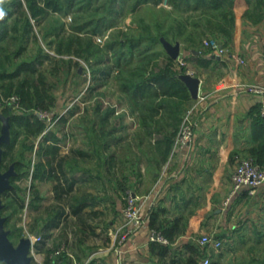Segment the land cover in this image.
<instances>
[{
	"label": "crops",
	"instance_id": "obj_1",
	"mask_svg": "<svg viewBox=\"0 0 264 264\" xmlns=\"http://www.w3.org/2000/svg\"><path fill=\"white\" fill-rule=\"evenodd\" d=\"M167 8L172 9L169 4ZM234 12L235 26L221 41L232 56L219 55L203 43L197 49L181 48L186 72L200 80L199 96L187 110L193 112L196 123L193 143L183 150L173 148L164 163L160 153H101L98 171L92 173L99 182L93 187L96 192L82 193L92 195L85 209L86 223L71 214L69 203L64 204L68 215L60 227L50 230L49 237L55 231L65 236V225L74 218L83 234L92 230L100 237L103 231L107 244L89 247L85 242L89 244L91 234L86 232L80 241L83 245L65 254L68 264H173V259L189 254L190 245L200 246L219 264L264 262V183L253 194L247 189L238 191L226 203L238 162L253 157L264 146V98L249 89L251 85L264 86V0H235ZM134 126L138 129V122ZM111 138V146H122L119 140H128L117 128ZM66 172L76 179L71 195H78L91 173L80 167L74 173ZM130 188L143 197L144 224L121 241V197L125 200ZM91 216L98 219L94 222ZM175 222L176 228L172 227ZM156 226L163 237L167 238L166 231L175 240H153ZM204 235L219 245H202ZM40 241L33 238L34 249ZM163 245L167 249L161 248Z\"/></svg>",
	"mask_w": 264,
	"mask_h": 264
},
{
	"label": "trees",
	"instance_id": "obj_2",
	"mask_svg": "<svg viewBox=\"0 0 264 264\" xmlns=\"http://www.w3.org/2000/svg\"><path fill=\"white\" fill-rule=\"evenodd\" d=\"M128 1L6 0L3 5L6 16L0 20V83L20 81L16 92L20 96L21 106L24 109L13 113L11 105L6 108V113L9 115L12 124V139L2 144V161L7 160L9 153H12L18 143L22 129H25L32 136H39L45 130L46 123L43 119L36 113H32L31 116L28 115V110H50L53 106L57 107L56 98L49 91L45 75L42 71H38V64L43 65L45 60L50 59L49 53H44L43 49H39L38 53L31 58L17 62L23 52L27 50L25 44L27 37L35 35L36 38L34 25L42 23L45 17L51 13L60 15L79 14L77 18H73L72 29L74 34L70 35V42H82V34L85 33L90 36V43H94V35L103 33L116 25V16L122 15L123 3ZM134 1L133 10L143 4H161L163 0ZM167 2L172 7L168 14L175 15L177 12H185L205 16L204 21L198 20L199 23H192L194 29L199 30L202 27L205 32L206 30L215 31L217 29L226 35L235 26V0H167ZM164 11L167 12L165 8ZM167 18L157 20L155 27L142 20L141 23L143 24L138 22L134 25H128L126 30L120 29L105 45L107 57L105 61L101 59L103 66L94 73V78L101 84L107 82L111 77L115 78L120 92L128 99L130 106L132 105V111L137 115L138 124L146 134L141 140L143 141L145 138L148 140L151 152L160 153L163 163L173 151L178 131L188 107L193 101L188 86L180 78V75L186 72V66L174 59L167 52L162 42V38L173 42V38H177L178 33L183 32V27L188 28L190 25H185L181 21L178 25L180 31L173 32L174 36L172 37L170 33L177 20L173 19L172 23H168ZM216 23L218 26L213 25ZM195 38V33L191 34L192 44L188 49H197L193 42ZM7 40L17 44L16 50L12 53H8L5 45H3V42ZM0 88L5 89V85H1ZM114 112L115 109L109 111L107 109L100 114V116L102 115L101 131L97 133V138L99 141L101 140V147H105L108 136L115 129L109 131L105 129L109 116ZM1 130L0 121V132ZM52 134L47 133L43 138L38 150L41 158L35 165L32 179L33 182L36 180L54 181L55 197L61 202V205L51 206L48 209L49 215L42 228L37 231L41 237V241L35 247L38 252L43 251L46 239L50 236V230L60 227L63 218L68 215L62 200L69 203L71 214L85 224V209L88 207L92 196L87 193L71 195L76 179L70 177L66 172L69 158L61 155V148L57 143L59 138ZM157 134L159 135L152 141L153 135ZM33 147V145L26 144L25 150H32ZM79 153L81 156L87 155L85 151ZM254 153L252 158L264 162V146L258 148ZM14 165L15 174L10 178L12 187L7 189L3 196L15 200L20 208H24L25 201L18 195L19 189L15 185V181L28 175L29 165L27 166L21 160H15ZM69 197L71 198L69 199ZM152 216V225H154L155 213ZM7 221L8 219H6L5 226H7ZM172 227H177L176 222L173 223ZM159 229L160 227L156 226V232H159ZM163 232L168 241L173 242L175 240L172 234ZM11 237L10 234V239ZM165 247L164 245L161 246V248L167 249ZM189 248V254L179 259H173V264H201L200 261L206 256L202 248L197 245H190ZM211 264H219V262L214 259L211 260Z\"/></svg>",
	"mask_w": 264,
	"mask_h": 264
},
{
	"label": "rangeland",
	"instance_id": "obj_3",
	"mask_svg": "<svg viewBox=\"0 0 264 264\" xmlns=\"http://www.w3.org/2000/svg\"><path fill=\"white\" fill-rule=\"evenodd\" d=\"M164 1L161 4H143L139 8H135V10H133V6H135L134 0L123 3L124 10L122 15L116 16V25L108 28L103 33L94 35V43H90V36L85 33L82 34V42H70L69 37L71 34H74L72 29L73 18H77L79 14L60 15L58 13H51L45 17L42 23L34 25L36 38L35 35L27 37V41L25 42L27 50L23 52L20 60L17 62L31 58L38 53L39 49H43L44 53H49L50 59L45 60L43 65L38 64V71H42L45 75L49 91L56 98L57 107L53 106L50 110H28V115L30 114L31 116L32 113H36L43 119L46 123L45 130L39 136H32L25 129H22L18 143L12 150V153H9L7 160L1 161V170L3 172L9 170L11 167L14 168L15 160L23 161L27 166L29 165L30 170L28 175L15 181V185L19 189L18 195L25 201L24 208H20L15 200L2 195L3 215L8 219L6 228L10 231L12 235L11 240L15 245H18L22 238L38 237L39 233L37 231L42 228L45 219L49 215L48 207L58 206L61 203L57 201L55 193L52 192L55 184L52 180H36L33 182L32 179L35 165L41 158L38 150L45 134L53 133L52 135L59 138L57 143L61 148V155L69 154L70 156L67 169L71 173L76 172L79 167L80 169H85V173H91L89 174L91 178L84 181L82 186H80L82 187V191H78V195L89 190L92 191L91 193L96 192L93 187L99 182H97L98 178L94 176L95 174L92 173L98 171L101 161L98 159V156L100 157L101 153H108L109 155V153L151 152L148 140L146 138L144 139L145 141L141 140L143 136H146L143 129L141 126H138V129L134 126L138 122L137 115L133 113V107L132 105L130 106L128 99L120 92L115 78L111 77L103 84L94 78L95 71L103 66L101 65V59L105 61L107 57L105 45L120 29L126 30L128 29V25L141 23L142 20L155 27L157 20L168 17V23H172L173 19L177 20L170 33L172 37L174 36L173 32L180 31L178 25L181 21L185 25H190L188 28L184 26L183 32L178 33V37L173 38V42L169 41L173 44L180 43L182 51L190 47V44H192L190 36L194 33L196 38L193 42L197 47H201V43H203L202 46L207 48L208 46L205 41L210 38L222 41V37L225 34L217 29L215 31L209 30V33L206 35L205 30L201 29L202 27L199 30L194 29V26L192 27L193 22L199 23L198 20L204 21L205 16L185 12H177L175 15L168 14V2L166 3L167 0ZM164 8L167 12L164 11ZM213 25L218 26V23ZM202 32L204 34H201ZM3 45H5L8 53H12L17 48V44L10 40L4 41ZM179 58L176 60L179 61ZM19 82L17 80L0 83V86L5 85V89L0 88V121L2 127H4L6 121H9L7 128L8 142L12 139V124L9 120V115L6 113V108L8 105H11L13 113L24 109L21 106L20 96L16 92L19 88ZM107 109L108 111L115 109V112L109 116L105 129L109 131L117 128L119 135H122L125 139L127 136L128 140L122 142L119 140V144L122 146H111V135L108 136L105 147L100 146L101 140L99 141L97 138V133L101 131L102 115L100 116V114ZM2 132L3 129L0 132V136ZM158 135H153L152 141ZM26 144L33 145V149L25 150ZM80 151H85L87 155L81 156L77 154ZM109 182L111 183L112 180H109ZM129 190L131 188L126 191L124 195L125 200L124 197H121L123 202L122 209L125 207L127 192ZM62 203L67 204V201L62 200ZM91 218L95 222L98 216H91ZM77 221L74 218L69 219L68 225H65L67 229L65 236L63 235L64 232L55 231L52 237L46 239L42 254H38L36 249L33 248L31 252L33 264H68L65 261V254L76 246L83 245L80 241L84 238L82 237L84 234L87 235L86 232L91 234L89 244L85 242L89 247H96L97 243L107 244V238L103 231L99 235L100 237L93 234L92 230L90 232L85 231L83 234ZM119 234L121 240V229ZM0 264L5 263L1 261Z\"/></svg>",
	"mask_w": 264,
	"mask_h": 264
},
{
	"label": "built area",
	"instance_id": "obj_4",
	"mask_svg": "<svg viewBox=\"0 0 264 264\" xmlns=\"http://www.w3.org/2000/svg\"><path fill=\"white\" fill-rule=\"evenodd\" d=\"M206 45L213 49L219 55L232 56L229 49L223 45L217 39H208L205 41ZM239 62H243L242 59L238 58ZM181 65H185V61L179 58ZM249 89L252 93L257 94L264 98V86L263 85H251ZM203 98V97H202ZM261 113L264 116V100L262 101ZM195 127L196 123L194 120L193 112L191 110L187 111L182 124L180 126L179 132L175 139L174 150H183L191 146L195 138ZM232 183L233 187L230 196L227 198L226 203H228L233 196L238 191L247 189L249 193L253 194L257 191L258 187L264 183V162H260L252 157H246L240 159L237 164L235 171L232 173ZM143 197L138 195L135 191L129 190L127 192V197L125 201V207L123 209V220L124 226L121 235V241H126L131 237L132 234L139 231V229L144 224V213H143ZM41 237H34V241L40 240ZM153 240H159L161 242L167 243L168 240L163 237L159 232L153 231ZM202 245H213L218 246L219 242H215L208 235H204L201 239ZM118 264H123L119 262ZM201 264H211V258L205 256L201 260Z\"/></svg>",
	"mask_w": 264,
	"mask_h": 264
},
{
	"label": "water",
	"instance_id": "obj_5",
	"mask_svg": "<svg viewBox=\"0 0 264 264\" xmlns=\"http://www.w3.org/2000/svg\"><path fill=\"white\" fill-rule=\"evenodd\" d=\"M162 41L167 52L174 59L179 58L181 53V44H173L164 38ZM180 78L188 86L192 97L195 99L198 98L200 91V80L189 72L181 74ZM8 126L9 121H6L4 127H2V135L0 136V260L5 264H33V257L31 256V252L34 247L33 238H22L20 243L18 245H15L10 239V231L7 230L5 226L7 218L2 214V195L7 189L11 188L12 185L10 182V178L15 174V170L13 167L5 172L1 170V161L3 154L2 144L8 142ZM260 264H264V262Z\"/></svg>",
	"mask_w": 264,
	"mask_h": 264
},
{
	"label": "clouds",
	"instance_id": "obj_6",
	"mask_svg": "<svg viewBox=\"0 0 264 264\" xmlns=\"http://www.w3.org/2000/svg\"><path fill=\"white\" fill-rule=\"evenodd\" d=\"M6 0H0V20H3L6 16V12L4 10L3 5L5 4Z\"/></svg>",
	"mask_w": 264,
	"mask_h": 264
}]
</instances>
